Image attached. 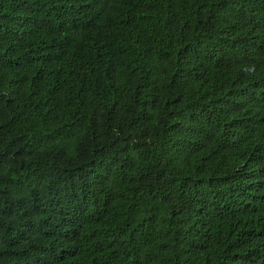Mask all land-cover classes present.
I'll return each mask as SVG.
<instances>
[{
	"label": "trees",
	"instance_id": "trees-1",
	"mask_svg": "<svg viewBox=\"0 0 264 264\" xmlns=\"http://www.w3.org/2000/svg\"><path fill=\"white\" fill-rule=\"evenodd\" d=\"M0 264H264V0H0Z\"/></svg>",
	"mask_w": 264,
	"mask_h": 264
}]
</instances>
